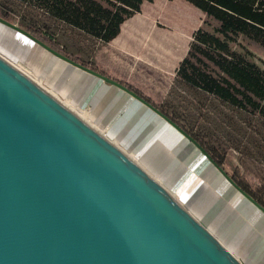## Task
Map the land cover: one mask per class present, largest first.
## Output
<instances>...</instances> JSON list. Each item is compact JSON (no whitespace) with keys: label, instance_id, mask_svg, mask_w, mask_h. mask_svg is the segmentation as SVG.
I'll return each mask as SVG.
<instances>
[{"label":"water","instance_id":"95a60500","mask_svg":"<svg viewBox=\"0 0 264 264\" xmlns=\"http://www.w3.org/2000/svg\"><path fill=\"white\" fill-rule=\"evenodd\" d=\"M0 24L142 102L264 213L158 106L19 24ZM0 264L243 263L123 144L0 53Z\"/></svg>","mask_w":264,"mask_h":264},{"label":"rangeland","instance_id":"374dc122","mask_svg":"<svg viewBox=\"0 0 264 264\" xmlns=\"http://www.w3.org/2000/svg\"><path fill=\"white\" fill-rule=\"evenodd\" d=\"M0 1L11 13L6 19L23 28L25 22L32 25L40 34L52 39L62 50L69 49L80 54L87 61V66L127 83L156 106L186 122L194 131L199 132L201 128L209 127L203 116L206 112L205 106L200 110L198 100H195L193 94L176 80L177 70L187 56L197 30H211L205 22L206 15L190 2L146 1L140 11L123 23L118 37L110 43L103 44L46 11L29 5L25 0ZM171 12L181 15L173 24L169 22L168 17ZM239 42L241 46H233L238 51H248L251 54L250 58L264 70V49L246 39H239ZM0 53L18 63L39 83L51 87L54 95L68 101L73 110L78 114H84L109 138L123 144V149L129 155L151 174L156 175L157 179L186 204L191 213L215 236L219 239L224 237L223 241L227 245H232L230 250L243 264H248L250 259L247 251L251 254L249 246L251 247L252 232L249 230L248 233L239 234L234 219L230 218L232 213L227 212L223 217L220 215L221 202L219 197L210 195L209 186L203 184L195 186L189 189L190 194L184 197L176 187L167 183V178L156 174L145 162L142 153L137 149L141 146L138 133L135 132L130 142L134 147H128L123 141L111 136V128L122 114L117 117V111H114L116 106L111 105L109 99L96 96L99 90V86L96 88L97 79L1 24ZM224 146H229L223 152L224 168L264 201V164L241 156L226 143ZM187 179L188 177H179L178 187L180 188Z\"/></svg>","mask_w":264,"mask_h":264},{"label":"trees","instance_id":"16d2710c","mask_svg":"<svg viewBox=\"0 0 264 264\" xmlns=\"http://www.w3.org/2000/svg\"><path fill=\"white\" fill-rule=\"evenodd\" d=\"M153 0H25L51 16L107 44L116 38L124 22ZM206 15L211 30L199 29L187 56L177 70L176 80L197 101L205 122L199 132L189 128L169 111L160 110L195 138L224 167L223 152L230 145L241 156L264 164V70L238 51L239 39L264 49V0H186ZM11 13L0 1V16ZM169 22L181 15L169 13ZM25 28L67 56L87 65L78 53L61 49L52 39L25 22ZM35 32V33H34ZM39 34H38V33ZM232 178L259 203L264 201L234 175Z\"/></svg>","mask_w":264,"mask_h":264},{"label":"crops","instance_id":"0c3cea01","mask_svg":"<svg viewBox=\"0 0 264 264\" xmlns=\"http://www.w3.org/2000/svg\"><path fill=\"white\" fill-rule=\"evenodd\" d=\"M89 75L97 79L96 88L99 86V90L96 96L109 99L110 104L116 106L114 111H117V117L122 114L111 128V136L123 141L128 147H134L130 142L135 132L138 133L141 146L137 149L142 153L145 162L156 174L167 178V183L176 187L184 197L195 186H209L210 195L219 197L221 202L220 215L223 217L227 212L232 213L230 218L234 219L239 234L251 230V254L247 251L250 259L248 264H264V213L240 194L198 148L157 113L124 90ZM179 177H188L180 188L177 182ZM226 237L227 235L225 239ZM220 240L229 249L232 248V245L223 241L224 237Z\"/></svg>","mask_w":264,"mask_h":264},{"label":"bare ground","instance_id":"6f19581e","mask_svg":"<svg viewBox=\"0 0 264 264\" xmlns=\"http://www.w3.org/2000/svg\"><path fill=\"white\" fill-rule=\"evenodd\" d=\"M2 25V24H1ZM4 26V25H3ZM7 28V27H6ZM9 29V28H8ZM11 30V29H10ZM23 36V35H22ZM42 48V47H41ZM43 49V48H42ZM45 50V49H44ZM45 51H47V50H45ZM48 52V51H47ZM52 93V92H51ZM70 104V103H69ZM71 105V104H70ZM72 106V105H71ZM80 115H82V116H84V117H86L84 114H80ZM186 140V139H185ZM196 149V148H195Z\"/></svg>","mask_w":264,"mask_h":264}]
</instances>
